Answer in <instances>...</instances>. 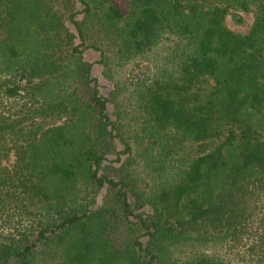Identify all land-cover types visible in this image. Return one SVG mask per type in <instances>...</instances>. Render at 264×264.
<instances>
[{
	"label": "trees",
	"instance_id": "trees-1",
	"mask_svg": "<svg viewBox=\"0 0 264 264\" xmlns=\"http://www.w3.org/2000/svg\"><path fill=\"white\" fill-rule=\"evenodd\" d=\"M129 1L0 0V264H264V0Z\"/></svg>",
	"mask_w": 264,
	"mask_h": 264
},
{
	"label": "rangeland",
	"instance_id": "rangeland-1",
	"mask_svg": "<svg viewBox=\"0 0 264 264\" xmlns=\"http://www.w3.org/2000/svg\"><path fill=\"white\" fill-rule=\"evenodd\" d=\"M114 3L121 12L127 14L130 10L129 0H110ZM255 12L244 11L237 8L230 9V13L226 18L227 25L234 31L240 33H247L254 21ZM240 19L242 21H240ZM85 59L92 62L93 74L98 78L101 91L104 95H109L110 91L114 87V82L108 79L104 74V67L98 62L100 58V52L94 49L88 48L84 53ZM133 61L125 63L121 66L118 65L113 68V73L117 76L123 77L129 74L132 69L131 64ZM138 129L139 142L133 145L132 151V165L130 170L134 171V174L138 178H144L151 185L157 180L164 179V173L166 171V177H172L175 175L177 170L174 168V162L179 158L178 153L182 149L178 148L176 151L173 150L172 144L166 145L160 140V136L156 135L151 127H146L144 122H140ZM151 132V133H150ZM151 134H154L151 136ZM125 158V156H123ZM177 164V163H176ZM159 184V183H158ZM150 185V186H151Z\"/></svg>",
	"mask_w": 264,
	"mask_h": 264
}]
</instances>
